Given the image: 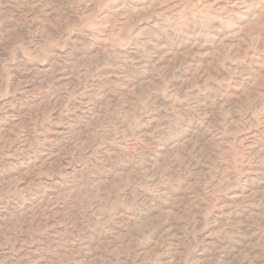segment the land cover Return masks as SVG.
<instances>
[{
    "label": "rangeland",
    "instance_id": "1",
    "mask_svg": "<svg viewBox=\"0 0 264 264\" xmlns=\"http://www.w3.org/2000/svg\"><path fill=\"white\" fill-rule=\"evenodd\" d=\"M0 264H264V0H0Z\"/></svg>",
    "mask_w": 264,
    "mask_h": 264
}]
</instances>
